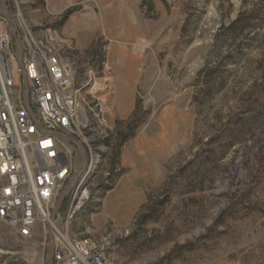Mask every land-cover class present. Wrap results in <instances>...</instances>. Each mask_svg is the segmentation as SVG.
Instances as JSON below:
<instances>
[{
  "label": "rangeland",
  "instance_id": "1",
  "mask_svg": "<svg viewBox=\"0 0 264 264\" xmlns=\"http://www.w3.org/2000/svg\"><path fill=\"white\" fill-rule=\"evenodd\" d=\"M6 4L18 39L22 22L57 33L74 86L113 108L89 199L56 216L76 209L70 239L111 264H264V0ZM48 231L0 220V264H48Z\"/></svg>",
  "mask_w": 264,
  "mask_h": 264
},
{
  "label": "built area",
  "instance_id": "2",
  "mask_svg": "<svg viewBox=\"0 0 264 264\" xmlns=\"http://www.w3.org/2000/svg\"><path fill=\"white\" fill-rule=\"evenodd\" d=\"M16 17L21 18L19 11ZM19 33L23 69L9 22L0 17V220L24 238H31L38 225L50 227L53 264H111L89 240L70 239L76 209L68 212L64 228L56 217L50 219L75 175V153L82 160L78 147L58 135L74 139L85 151V169L72 190L73 203H83L89 199L86 182L102 161L104 147L97 141L109 127L112 105L96 96L95 86L88 103L74 86L73 67L56 46L57 33L36 31L25 22Z\"/></svg>",
  "mask_w": 264,
  "mask_h": 264
},
{
  "label": "water",
  "instance_id": "3",
  "mask_svg": "<svg viewBox=\"0 0 264 264\" xmlns=\"http://www.w3.org/2000/svg\"><path fill=\"white\" fill-rule=\"evenodd\" d=\"M0 7H1V10H2V15L5 19L8 20L9 22V26H10V29L12 31V34H13V38L15 40V43L17 45V48H18V51H19V56H20V66L21 68L23 69V47H22V44L20 42V40L17 38L16 36V28H15V25H14V22H13V19L10 15V12L7 8V4H6V0H0ZM24 74V86H25V98H26V101L28 102V81H27V78L25 76V73ZM59 138H62V139H66L68 140L70 143L76 145L80 151V154H81V157H82V167L80 168L79 172L77 174L74 175L72 181L70 182V184L67 186V188L62 192L57 204H56V207H55V210L51 216V219L50 221L53 222L60 207H61V204L63 203L64 199L66 198V196L72 192V190L74 189L77 181H78V178L82 175V173L84 172V169H85V165H86V154H85V151L83 149V147L77 142L75 141L74 139L70 138V137H67V136H63V135H58ZM48 234H49V247H48V264H53V247H54V237H53V233H52V230L51 228L49 227V231H48Z\"/></svg>",
  "mask_w": 264,
  "mask_h": 264
},
{
  "label": "trees",
  "instance_id": "4",
  "mask_svg": "<svg viewBox=\"0 0 264 264\" xmlns=\"http://www.w3.org/2000/svg\"><path fill=\"white\" fill-rule=\"evenodd\" d=\"M69 14L70 13L66 14L64 19H66ZM133 134H134V128L131 127V124H129L127 126V131L125 133L120 134L118 145L116 148V153L114 154V163L119 162V158L121 157V148L125 145V143L128 141V139L133 136ZM146 220H147V218H146ZM185 247H187V246H185ZM188 247H190L189 249H192L191 247H194V246H188Z\"/></svg>",
  "mask_w": 264,
  "mask_h": 264
}]
</instances>
